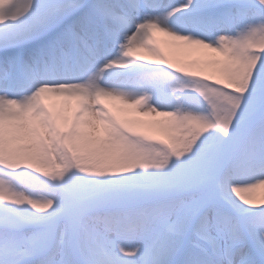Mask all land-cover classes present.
Listing matches in <instances>:
<instances>
[{"label":"snow or ice","instance_id":"1","mask_svg":"<svg viewBox=\"0 0 264 264\" xmlns=\"http://www.w3.org/2000/svg\"><path fill=\"white\" fill-rule=\"evenodd\" d=\"M257 188L264 0H0V264H264Z\"/></svg>","mask_w":264,"mask_h":264},{"label":"bare ground","instance_id":"2","mask_svg":"<svg viewBox=\"0 0 264 264\" xmlns=\"http://www.w3.org/2000/svg\"><path fill=\"white\" fill-rule=\"evenodd\" d=\"M153 36L155 38L156 46L159 48L161 54L165 58L170 59V57H171L170 61H172L174 65H176V66L180 65V64H177L173 60V59H175L178 61L179 58L184 60L187 64V66L190 64L187 62L188 56L185 54L187 51L189 52L190 49L186 48V46L181 45L179 42H174L169 37L163 36L161 34H157V35L153 34ZM169 49L171 50L170 53H168ZM190 53H191L190 59L192 57H195L196 58L195 62H199L203 59L202 57H206V55L202 56V54H198L195 51H190ZM134 54L140 55L142 57L143 61H145V62L153 60V56L150 55L148 52L144 51L143 49H138L136 51V53H134ZM200 58H201V60H200ZM208 58H218V54L212 53L211 55H209ZM202 70L206 74H212L211 68H206V69L203 68ZM44 95L46 97L45 103L48 104L50 107H52L54 110L58 109L64 105H67L70 108H75L77 105V101H78L77 97L56 96L53 94H44ZM72 98L75 99V102L73 105L69 106L68 101ZM107 98L108 97L99 98V103L102 105H105L109 110H111L114 114H116L122 120L142 121L143 124H140V125L132 124V127L133 128L138 127L139 129H142L144 126L147 132L152 133V131H150V130H153L155 126H153V124L151 122L156 118L151 117V116H146V117H148V118H146L145 116H142L137 112V114H139V116H142V117L140 119H135L131 115L133 112V109L130 106L124 105L120 101L114 100L112 98H111V101L109 103H107V101H106ZM149 126H150V128L148 129ZM253 191L255 192L254 194L251 192L247 195H249V197L253 200L254 203L259 204L262 200H264V192L262 191V188H261V192H259V193H257V191H255V190H253Z\"/></svg>","mask_w":264,"mask_h":264}]
</instances>
